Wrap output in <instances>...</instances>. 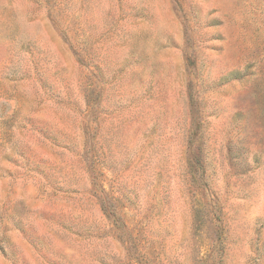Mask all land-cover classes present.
<instances>
[{"label": "rangeland", "instance_id": "374dc122", "mask_svg": "<svg viewBox=\"0 0 264 264\" xmlns=\"http://www.w3.org/2000/svg\"><path fill=\"white\" fill-rule=\"evenodd\" d=\"M0 264H264V0H0Z\"/></svg>", "mask_w": 264, "mask_h": 264}]
</instances>
